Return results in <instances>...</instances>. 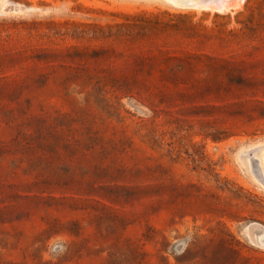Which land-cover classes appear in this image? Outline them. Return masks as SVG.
I'll use <instances>...</instances> for the list:
<instances>
[{"label":"rangeland","instance_id":"374dc122","mask_svg":"<svg viewBox=\"0 0 264 264\" xmlns=\"http://www.w3.org/2000/svg\"><path fill=\"white\" fill-rule=\"evenodd\" d=\"M233 1L0 0V264H264V0Z\"/></svg>","mask_w":264,"mask_h":264},{"label":"bare ground","instance_id":"6f19581e","mask_svg":"<svg viewBox=\"0 0 264 264\" xmlns=\"http://www.w3.org/2000/svg\"><path fill=\"white\" fill-rule=\"evenodd\" d=\"M185 1H187V0H185ZM233 3H234V4H237L238 1H237V0H234ZM220 6H221V5H220ZM223 6H224V5H223Z\"/></svg>","mask_w":264,"mask_h":264}]
</instances>
